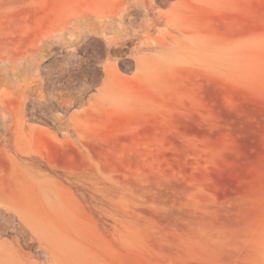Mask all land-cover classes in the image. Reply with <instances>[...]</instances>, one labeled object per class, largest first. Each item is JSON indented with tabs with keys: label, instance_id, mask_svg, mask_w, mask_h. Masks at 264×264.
Instances as JSON below:
<instances>
[{
	"label": "rangeland",
	"instance_id": "rangeland-1",
	"mask_svg": "<svg viewBox=\"0 0 264 264\" xmlns=\"http://www.w3.org/2000/svg\"><path fill=\"white\" fill-rule=\"evenodd\" d=\"M108 8L0 0V55L70 61L43 97L77 62L75 82L90 85L69 113L107 63L119 89L66 137L56 108L12 128L0 117V202L27 229L2 237L42 262L36 228L56 264H264V0H154L111 20L118 37L102 29ZM158 15L146 36L142 20Z\"/></svg>",
	"mask_w": 264,
	"mask_h": 264
},
{
	"label": "bare ground",
	"instance_id": "bare-ground-1",
	"mask_svg": "<svg viewBox=\"0 0 264 264\" xmlns=\"http://www.w3.org/2000/svg\"><path fill=\"white\" fill-rule=\"evenodd\" d=\"M109 1L110 2L107 0L109 10L107 14L103 16V19H101L102 29L105 32L116 34H113L112 37L114 35L118 37L119 33L111 24V20L115 19L117 16L128 17L137 10H143V13L147 15L152 8V2L154 0ZM163 19L165 18H163L162 15H158L152 20L145 17L140 25L141 30L147 36L148 31L152 28L154 29L156 24ZM79 27L80 26H78V28ZM65 31L70 35H74L75 33V29L71 27L65 28ZM60 36L61 33L58 31L55 37L59 38ZM77 39L78 36H76V38H67L65 41L68 45H72L77 42ZM43 56L44 54L38 51L21 56L0 55V117H2L4 121H10L8 126L12 128V126H16L20 123L26 111H38L51 114L52 110L56 108L59 110V114L55 115L54 126L59 132L65 137L68 136L70 132L78 134V127L86 123L84 118L88 114L101 108L103 104L114 101L117 97L119 89L111 83L110 71L108 69L109 64L107 63L103 69L106 78L102 80L101 85L98 87L97 94L86 99L87 105L83 107L81 112L69 113L68 110L79 100H83L89 90L90 84L86 85L87 83L79 82L78 85V83L75 82V80L78 79L76 76L82 73L81 63L77 62L76 71L72 73L73 77H71V79L59 84L61 88L54 91V93L48 97H43L40 91H38L39 87L49 82L51 76H53V78L55 77L54 80L57 82L63 80L62 77L69 71L70 64L69 59H61L59 63L50 64L49 62V64L43 65ZM42 76L47 79L46 82L43 80ZM9 88H11L14 93L9 92ZM30 93L33 95H30ZM4 129H6V127H4ZM0 209L2 210L0 212V264H56L55 251L56 248L58 249L59 247L53 243L49 236L43 237L39 235V233H36V228L31 227L29 230L35 233L36 237H39V249L36 253L38 252V256H43L42 262L31 259L28 253H24L20 248V242L18 240L8 241L3 238L2 235L7 234L9 231H15L18 234L25 235L27 229L20 226L19 223L12 218L13 215H9L10 217L6 216V212L10 210L8 206L0 202ZM26 241L29 243L33 242L32 240Z\"/></svg>",
	"mask_w": 264,
	"mask_h": 264
}]
</instances>
